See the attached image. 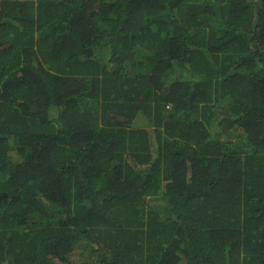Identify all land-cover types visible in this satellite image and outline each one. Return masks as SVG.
<instances>
[{
  "label": "trees",
  "instance_id": "obj_1",
  "mask_svg": "<svg viewBox=\"0 0 264 264\" xmlns=\"http://www.w3.org/2000/svg\"><path fill=\"white\" fill-rule=\"evenodd\" d=\"M0 264H264V0H0Z\"/></svg>",
  "mask_w": 264,
  "mask_h": 264
}]
</instances>
